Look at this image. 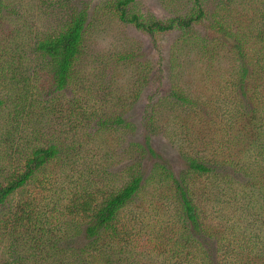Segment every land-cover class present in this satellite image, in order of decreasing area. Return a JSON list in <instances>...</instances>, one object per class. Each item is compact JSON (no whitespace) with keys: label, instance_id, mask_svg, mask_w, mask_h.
I'll return each mask as SVG.
<instances>
[{"label":"rangeland","instance_id":"1","mask_svg":"<svg viewBox=\"0 0 264 264\" xmlns=\"http://www.w3.org/2000/svg\"><path fill=\"white\" fill-rule=\"evenodd\" d=\"M196 2L233 36L220 38L207 20L186 34H149L121 21L113 0H0V183L36 146L57 149L35 182L0 204V264H264L258 221L233 216L238 204L258 206L248 185L264 178L251 169L264 153L250 148L264 143V0H133L128 16L166 23ZM71 8L86 12L83 54L57 91L35 38L56 31ZM84 114L94 118L85 124ZM116 118L127 126L99 122ZM188 156L209 172H188ZM132 163L141 179L118 214L120 236L86 238L71 199L83 187L122 186ZM179 177L196 223L175 193ZM28 204L29 218L5 233L4 221Z\"/></svg>","mask_w":264,"mask_h":264},{"label":"trees","instance_id":"2","mask_svg":"<svg viewBox=\"0 0 264 264\" xmlns=\"http://www.w3.org/2000/svg\"><path fill=\"white\" fill-rule=\"evenodd\" d=\"M132 1L133 0H113V9L115 12L119 13L118 18L121 21L131 23L136 28H141L144 31H147L149 34H152L154 32L171 31L174 28H179L186 34L194 23H200L204 20H207L210 24V28L213 29L215 33L220 36V38L223 36H226L228 38L233 36L230 31L227 32L228 28H225L221 22L216 19L210 20L212 16H207L205 10L201 8L197 4V2L196 6H194V10L196 11L188 17L175 18L173 20L167 21L166 23L151 20L150 24H144L142 22V19L137 14L128 16V7L131 5ZM1 6L2 4L0 3V8ZM86 17V12L84 10L71 8L70 15L66 20L62 22V24L56 31L52 30V32H47V34L43 35L42 38H35V51L37 52L39 58L42 60L41 68L49 70L57 91L63 90L68 85L72 75L74 74L75 65L77 61L80 60V56L83 54L82 42L84 38ZM260 36L261 42H263L264 30L263 32H261V34L258 35V37ZM237 41L238 43L236 45V48L239 50L240 48H242L240 46L242 45V41L240 38H237ZM242 55L243 54L240 53V56ZM245 71V68H242L240 70V72H242V75L245 74ZM1 105H3V102L0 100V106ZM82 118L84 123L86 124L91 122L94 116L91 114H84ZM99 122L103 124V127L109 125V128L110 125L121 126L122 124H124V120H122L121 118H116L112 122H110L108 119H100ZM202 123L204 124L205 121H202ZM95 124L98 125V122H96ZM124 126H127V124H124ZM82 127H87V125H84ZM92 133L96 134L97 132L95 131L88 133L86 136L90 138L94 135ZM137 146L139 148H142L138 144ZM250 148H253L254 150H258L259 148V154L257 155V157L261 156V152L264 153V143L261 141H256V138L252 140ZM56 150V146L53 145L46 148L43 146H36L35 148H33L30 154L26 157V163L23 165V167L18 169L17 171H13L12 173H10V175L4 179V184L0 183V204H3L6 201V198L14 191L26 187L28 184H31V182H35L34 173L40 170V168L50 158H53L56 155ZM198 160L199 157L188 156L186 159V164L188 166L187 171L190 173H198V175H201L202 173H208L210 168L206 166L207 164L202 163L203 161L199 162ZM259 162L260 163H257L255 160L252 163L251 169L253 170V173L255 172V170H258L259 173L262 170L264 172V161L261 160ZM137 166V163H132L124 168L123 171L126 173L127 178L125 180V183L118 188H112L106 191H96L92 188L88 189L90 187H83V195L78 192L77 196H73V198L71 199L72 202L68 208V212L72 215L74 212L82 214L81 216L83 217H80L79 219L82 221L80 223L83 226L82 228L84 229V235L86 238L92 239L95 236L99 238L101 234H103L108 239H115L117 236H120L121 231L118 227V223H116L118 214L123 210V207L126 204L131 202L130 200L136 194V192L139 191V181L141 177L138 174ZM168 176L169 179L175 178L173 176V173L170 172L168 173ZM250 181L256 182L258 185L257 180ZM174 182L175 193H178L183 200V208L187 213V218L196 223L197 217L191 211L192 209H194L192 202L186 199V193L184 189L185 179H181V177H179V179L175 180ZM248 187L251 189H257L254 197L256 196V193H258L260 198L258 199L256 197L259 203L258 206L249 208L250 206H252V203L247 202L245 205L246 207H248V209L244 210V205L238 204V207L234 211L233 216L237 217L238 219H244L246 218L247 213L251 212V214L259 223V239H264V222H262V219H264V178L261 180L258 187H256L255 183H249ZM17 208L20 209V214L16 213V222L12 223L11 220L4 221L6 226L5 233L7 234H9L17 224L22 223L23 220H27L29 218L28 216L31 212V207L29 204L23 205L21 207L18 206ZM77 222L79 221L77 220ZM199 228L200 225L196 227V230L199 231ZM41 240H46V244L51 242L48 241V239L44 238H42ZM39 241L40 240H32V248H35L39 244ZM52 247H56V244H52ZM14 252L15 250L13 251V253ZM13 253H10L9 255ZM194 259L195 258L193 257L192 260ZM199 261L200 258L197 262ZM202 262L205 264L204 260ZM13 263H15L14 259L8 261L5 258L3 260V264Z\"/></svg>","mask_w":264,"mask_h":264}]
</instances>
